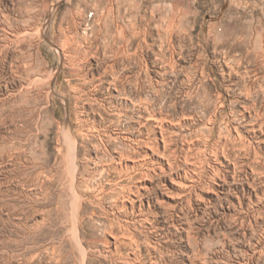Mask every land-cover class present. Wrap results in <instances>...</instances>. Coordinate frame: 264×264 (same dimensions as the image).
<instances>
[{
	"label": "rangeland",
	"instance_id": "374dc122",
	"mask_svg": "<svg viewBox=\"0 0 264 264\" xmlns=\"http://www.w3.org/2000/svg\"><path fill=\"white\" fill-rule=\"evenodd\" d=\"M154 1L0 0V264H264V0Z\"/></svg>",
	"mask_w": 264,
	"mask_h": 264
},
{
	"label": "bare ground",
	"instance_id": "6f19581e",
	"mask_svg": "<svg viewBox=\"0 0 264 264\" xmlns=\"http://www.w3.org/2000/svg\"><path fill=\"white\" fill-rule=\"evenodd\" d=\"M4 29V28H3ZM29 30V29H28ZM32 31V30H31ZM25 32V31H24ZM27 35V34H26ZM22 36L24 37V33L21 32V29H18L15 31V34L13 36L14 39H12V41H16L19 44H23L24 40H22ZM27 38V37H26ZM26 41V40H25ZM14 43V42H13ZM34 44V42H33ZM32 44V45H33ZM75 47V46H74ZM6 48V46H5ZM4 51V48L2 49ZM2 51V52H3ZM7 52V51H6ZM5 52V53H6ZM4 54V53H3ZM23 54V53H22ZM5 55V54H4ZM4 58H6V56H4ZM72 58V57H71ZM5 60V59H4ZM77 61V60H76ZM5 63V62H4ZM19 63V62H18ZM78 63V62H77ZM22 65V64H21ZM25 65L27 66L26 70H25V74L26 76L30 77L32 74L30 73L31 71L34 72V70H36V73L38 75H40L42 72L45 71L46 66L45 63L41 60V67L37 66L36 64H34V60H25ZM78 65V64H77ZM20 66V65H19ZM15 67H17V64L13 65V68L15 69ZM19 69V68H18ZM17 71L14 72V74H16ZM19 73V72H18ZM17 75V74H16ZM43 78V77H42ZM41 77H37L36 78V82H38L39 80H43ZM44 81V80H43ZM42 81V82H43ZM54 82V81H53ZM38 84V83H37ZM40 84V83H39ZM43 84V83H42ZM28 85L31 87H34V79L30 80ZM24 86V85H23ZM43 86V85H42ZM37 87V86H36ZM41 87V86H40ZM39 88V87H38ZM42 88V87H41ZM24 89V88H23ZM26 89V87H25ZM36 89V88H35ZM28 90V91H27ZM29 89H26V91H19V90H12V91H6L3 95V99H2V122L4 124L5 127L9 128V127H14V126H18V123H20V121L23 118V113L25 111H27L29 102L31 104L30 98L26 97L27 93L29 92ZM35 91V90H34ZM23 96V97H22ZM40 96V95H39ZM38 97V96H37ZM32 98V97H31ZM36 98V97H34ZM38 101V100H37ZM35 102V100H34ZM38 104V103H37ZM31 108V107H30ZM39 108H37L36 110H38ZM31 110V109H30ZM31 112V111H30ZM33 114V113H32ZM37 115V114H36ZM30 117V116H29ZM37 118V117H36ZM28 119V118H27ZM28 121V120H27ZM31 121V120H30ZM10 129V128H9ZM13 130V129H12ZM22 130V128H21ZM20 128H16L15 132L19 133V131L21 132ZM23 131V130H22ZM14 133V132H13ZM23 133V132H22ZM14 137V136H13ZM13 139L16 138H11V136H6L5 138V146L4 150L6 153H10L11 150L16 152L17 149V144L16 142H14ZM72 143V142H71ZM69 146V145H68ZM12 156V153H11ZM6 157V156H5ZM68 163L69 164V171L71 172V176L73 177V181L75 180L76 177V171H77V165H76V148L75 145H71L69 148V156H68ZM74 186V184H73ZM75 188V187H74ZM79 200L80 197L75 194V197L73 198V227H72V238L75 241V243H77V249L80 251V253L82 254V260L85 263V260L87 258V250L84 248L83 243L79 237V223H80V217H79V212H80V205H79ZM41 223L38 222V224L36 225L37 227H40ZM80 254V255H81Z\"/></svg>",
	"mask_w": 264,
	"mask_h": 264
},
{
	"label": "crops",
	"instance_id": "0c3cea01",
	"mask_svg": "<svg viewBox=\"0 0 264 264\" xmlns=\"http://www.w3.org/2000/svg\"><path fill=\"white\" fill-rule=\"evenodd\" d=\"M130 1L131 3H134L135 5L136 4H140V0H128ZM191 1H194V0H175L174 1V5H183V4H187V3H192ZM117 3L119 4V0H117ZM154 5H160V2L158 0H155L154 2H152Z\"/></svg>",
	"mask_w": 264,
	"mask_h": 264
}]
</instances>
